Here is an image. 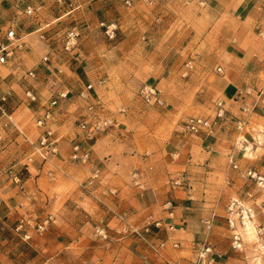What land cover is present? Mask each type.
Instances as JSON below:
<instances>
[{"label":"crops","instance_id":"crops-1","mask_svg":"<svg viewBox=\"0 0 264 264\" xmlns=\"http://www.w3.org/2000/svg\"><path fill=\"white\" fill-rule=\"evenodd\" d=\"M131 1L132 8L137 9L159 0ZM122 3L17 0L6 5V12L10 13L8 20L0 23V29L17 27L25 41L14 60L2 65L5 71L0 68V94L10 93L6 106L16 125L37 139L39 129L34 117L59 93L67 91L68 96L54 108L52 126L59 139L53 162L66 173L56 170L55 176L50 177L48 170L54 167L42 164L38 157L29 162L32 148L15 128L4 134V146L0 148V264H195L204 243L210 244V235L224 225L223 215L217 211L219 188L214 189L212 180L220 187L229 184L238 191L254 181L248 170L264 177V0H193L183 7V11L194 13L189 54L192 53L195 69L189 91L193 99L207 105V116L214 117L218 101L227 110L212 134L189 135L182 129L180 134H170L164 143L141 147L121 138L119 132L125 129H110L94 137H87L80 130L77 123L87 103L80 94L89 84L94 86L92 95L99 96L106 110L108 105L100 94L115 105L106 95L108 86L95 87L77 61L82 60L81 56L87 57L84 43L98 28L101 15L105 17L108 7H124ZM27 6L40 9L30 16L25 13ZM62 19L77 20L72 27L83 29L80 50L64 52L55 36L46 41L39 38L43 29L56 31ZM47 54L50 60L44 62ZM32 69L36 70L35 79L27 75ZM133 88L137 91L136 85ZM27 89L37 95L36 101L29 102ZM171 91L167 86L163 92L168 112L172 106ZM137 115L135 109L124 120V128L129 130ZM175 116L178 115L169 120ZM245 118L248 124L244 132L237 129V123ZM258 130H263L261 143ZM130 135L136 136L134 132ZM21 140L30 152L23 154L19 150L17 144ZM75 142L90 148V164L70 159ZM121 148L133 153L126 155ZM216 158L225 166L217 168ZM13 159L17 168L29 164L23 188L5 173L13 166L9 165ZM126 159L140 162L139 176L131 175L132 166L123 164ZM95 169L100 172L89 193L81 184ZM122 210L128 211L123 214L129 222L150 240L167 241L161 256H155L137 236L121 233L122 223L116 214H122ZM211 219L209 230L206 222ZM22 220L28 224L17 231ZM46 220L49 222L45 230H38L37 225ZM97 228H104L106 237L97 234ZM173 241L180 242V247L174 248ZM29 252L32 259L27 258Z\"/></svg>","mask_w":264,"mask_h":264},{"label":"rangeland","instance_id":"rangeland-1","mask_svg":"<svg viewBox=\"0 0 264 264\" xmlns=\"http://www.w3.org/2000/svg\"><path fill=\"white\" fill-rule=\"evenodd\" d=\"M15 1L17 0H0V23L8 20L9 14L7 13L10 12H6V5H12ZM67 1L70 2V0ZM118 1H123L124 7H108L106 9L108 13H105V17L101 15L97 21L98 28L92 31V35L84 43L87 57L81 56L82 60L80 62L78 60L77 64L80 69L89 73L88 78L95 87L99 89L100 85L106 84L108 86L106 95L110 97L109 99L114 100L115 105L109 104L108 99L105 100V95L100 94V97L108 105L106 113L117 121L118 125L111 129H125L124 132H119V135L121 138H127L130 144L137 143V146L141 145V147L153 143L161 144L169 138L170 134H180L182 129L184 130L185 121L190 116L211 117L206 114L207 105L199 102L200 100L196 98L193 99V94L188 88L192 84L191 74L195 68L189 69L188 75L183 76L187 62L194 60L191 57L192 53L189 54L192 46L190 41L194 34V13L183 11V7L192 4L193 0H165V3L162 4L159 0L158 2L154 1V4H147L137 9L132 8L133 2L128 5L124 3L125 0ZM143 1L145 2V0ZM76 21L62 19L60 21L62 24L57 26L56 31L54 29H43L42 31H45L47 35L54 31L49 36H55L61 50L67 52L62 46L63 39L66 31L75 26ZM102 22L117 25L114 39L107 37L105 28L101 26ZM8 27L0 29V41L5 38ZM77 28L80 31V37L79 46L76 50H80L83 46L82 39L85 33L80 26ZM16 30L20 34L17 27ZM95 30H99V33H96ZM86 34L88 33L86 32ZM16 52L15 56H17ZM0 68L5 71L3 66ZM145 84H151L160 89L165 101L164 106L149 105L142 100L139 89ZM135 85L137 91L133 90ZM167 86L172 90L170 92V101L172 102L170 104L172 106L169 112L163 94ZM148 108L155 110V112ZM135 109L138 115L134 124L128 126L129 130H127L126 127L124 128V120L131 116ZM142 111L146 114L142 115ZM120 114L122 116H119ZM173 115L178 116L169 120L173 118ZM244 121L246 122L245 132L248 120L245 118ZM258 131L261 143L263 130ZM132 132L136 134L135 137L130 135ZM17 145L23 154L31 150L22 140ZM2 146L4 143L0 144V148ZM121 151L126 155L133 153L132 150L123 148ZM241 157L242 155H240ZM15 162L13 159L9 165H13ZM214 163L217 168L225 166L224 162L218 158L215 159ZM123 164L132 166L131 175L134 177L139 176L142 172L138 161L130 162L126 159ZM184 181L183 179L182 182ZM211 185L214 186V189L219 188L220 196L217 211L223 215L224 221V225L217 227L215 233L210 235L212 239L208 245L211 247L209 257L214 258L212 264H264V184H258L257 180L254 179L253 182L245 184L238 191L231 189L229 184L220 187V183L214 180H212ZM234 198L244 201L254 214L251 222H247L244 229L240 227L244 236L242 249L232 247L231 230L225 218L228 203ZM127 212V210H122V214ZM103 239L108 241L109 237ZM27 258L32 259L33 255L29 252ZM205 264H209L208 259Z\"/></svg>","mask_w":264,"mask_h":264},{"label":"built area","instance_id":"built-area-1","mask_svg":"<svg viewBox=\"0 0 264 264\" xmlns=\"http://www.w3.org/2000/svg\"><path fill=\"white\" fill-rule=\"evenodd\" d=\"M65 1V0H60ZM131 5L132 1H127ZM40 7L27 6L25 13L27 15L33 16L36 15ZM101 26L105 28V34L108 38L114 39L116 37L117 25L115 23H105L102 22ZM39 38L43 41L49 40L51 36L47 35L45 31L39 33ZM80 37V31L77 27H72L68 29L65 33L63 39V49L67 52L75 51L78 46V40ZM25 47V41L22 40L21 36L18 34L16 27L9 26L5 33V38L0 41V66L5 65L15 58V52L17 50H22ZM50 60V55L47 54L43 57L44 62ZM194 67L193 61H188L186 64V71L183 72V76L188 75V70ZM218 71H221V68L218 67ZM27 75L35 79L37 74L35 70H29ZM94 88L92 84H89L86 87L80 96L87 101L85 113L82 115V118L79 120L78 126L82 132L86 134L87 137H94L100 133H103L115 126H117V121H115L110 115L106 113L105 104L99 98V96H93L91 90ZM262 92L260 93V95ZM10 93L6 92L0 94V144L5 140L4 134L7 129L15 128L25 139L27 143L30 144L32 151L27 157L29 162L34 160V157H38L42 164H50L53 166V169L48 170V175L54 177L56 170L66 173L62 167L55 166L53 162V156L58 153V142L59 139L55 136L53 123L55 122L54 108L59 104L61 98H66L68 92L64 91L58 94L57 97H53L42 110L34 117V125L39 129V135L37 139H32L27 133L21 130L16 123L14 122L13 115L7 109L6 102L8 100ZM25 95L29 102H34L37 100V95L32 89H27ZM140 96L142 100L149 104L155 106H164L165 101L162 97L160 89L151 84H145L140 89ZM227 110L224 107L222 101L217 102V110L214 117H204V116H190L184 125V131L191 135H200L212 134L216 127L225 119ZM246 122L244 120H239L237 123V129L242 131ZM70 159L74 162H80L83 164L91 163V150L90 148L83 146L80 142H75L72 146V152ZM29 164L25 163L21 167L17 168L15 165L10 166L6 169L5 173L9 176L13 183H15L20 188L24 187L23 176L25 171H27ZM99 169H95L92 176L83 182L81 186L87 190L89 193L93 192V187L95 186L96 180L99 176ZM247 174L252 179L257 180L262 185L264 184V177L259 175L253 170H248ZM1 204V201H0ZM117 218L122 223L121 233L131 234L140 238L144 243H146L149 250L155 256H161L162 250L166 246L167 241L162 240L159 243H156L150 240L142 232V230L132 223L129 222L128 218L124 214H116ZM216 213L213 214V219L215 218ZM254 217L252 209L245 205L244 201L234 198L228 203L226 222L231 230V244L234 249H242L244 245V236L243 232L240 230V227L244 229V226L247 222H251V219ZM213 219L206 222L207 228L210 230L213 225ZM49 220H46L43 223L37 225L38 230H45ZM25 224H28V221H20L17 231H21ZM97 234L106 237V231L104 228H97ZM26 238H30V235H25ZM172 246L174 248L180 247V242L173 241ZM211 253V247L204 243L203 247L199 253V260L195 264H202L204 261L212 264L214 261L213 257H209Z\"/></svg>","mask_w":264,"mask_h":264}]
</instances>
